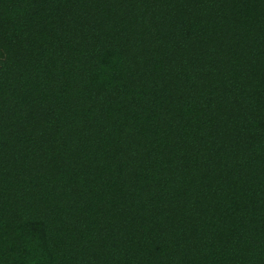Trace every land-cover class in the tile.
<instances>
[{
    "label": "trees",
    "instance_id": "obj_1",
    "mask_svg": "<svg viewBox=\"0 0 264 264\" xmlns=\"http://www.w3.org/2000/svg\"><path fill=\"white\" fill-rule=\"evenodd\" d=\"M0 264H264V0H0Z\"/></svg>",
    "mask_w": 264,
    "mask_h": 264
}]
</instances>
